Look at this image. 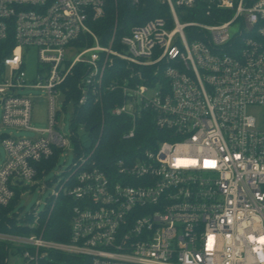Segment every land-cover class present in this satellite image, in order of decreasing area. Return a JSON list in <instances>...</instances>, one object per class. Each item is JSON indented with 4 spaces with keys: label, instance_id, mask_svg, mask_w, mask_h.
Returning <instances> with one entry per match:
<instances>
[{
    "label": "built area",
    "instance_id": "built-area-1",
    "mask_svg": "<svg viewBox=\"0 0 264 264\" xmlns=\"http://www.w3.org/2000/svg\"><path fill=\"white\" fill-rule=\"evenodd\" d=\"M159 1L166 15L121 33L116 23L105 39L94 29L105 0H0L2 123L30 128L28 88L44 90L49 113L43 136L0 134V207L40 181L51 188L45 206L60 195L71 201L67 241L0 230L26 263L58 262L54 252L87 264H264V0ZM189 11L218 20L187 19ZM105 101L127 118L123 138L144 121L159 137L104 167L97 142L40 180L39 164L71 149L77 111ZM69 103L71 137L57 122ZM30 214L35 227L40 214Z\"/></svg>",
    "mask_w": 264,
    "mask_h": 264
},
{
    "label": "trees",
    "instance_id": "trees-1",
    "mask_svg": "<svg viewBox=\"0 0 264 264\" xmlns=\"http://www.w3.org/2000/svg\"><path fill=\"white\" fill-rule=\"evenodd\" d=\"M145 5L135 6L131 0H105V16L94 24L95 31L105 39L111 34L114 25L117 23L118 32L128 31L129 28L137 23H142L149 18L155 16H164L168 12V7L159 0H144ZM225 13V12H224ZM223 19L231 16L228 11L223 14ZM217 16H206L203 12L197 13L189 11L185 17L187 19H196L200 21L218 20ZM213 21V22H214ZM76 79L71 78L68 84H75ZM111 105L105 101V106L101 108L97 104H89L79 111L72 125L76 132L77 127L83 126L84 133L73 137L75 153L80 154L82 151L91 150L95 144L98 145L95 149V158L101 167L111 163L116 158L123 156L126 151H131L137 148L149 146L152 138L159 137L160 131L153 125L151 121L142 122L138 129L137 135L134 138H123V133L129 129V123L124 116H115L110 113ZM60 150L47 160L42 161L38 168V178L42 177V170L49 171L54 163ZM19 192H16L15 197L6 207H0V230L9 233L31 234L42 233L47 239L67 241L69 238L70 229V198L60 195L56 198L54 204L46 206L45 211L40 213L37 226H19L17 225L16 215H9L15 202L17 201ZM33 215L28 214L26 220L32 222ZM15 248L16 252L21 253L22 246L14 247L9 242L0 240V264H7L6 257L9 254V248ZM51 258L58 262L51 261L50 263L42 264H87L86 260L80 256L67 255L65 253H52Z\"/></svg>",
    "mask_w": 264,
    "mask_h": 264
},
{
    "label": "rangeland",
    "instance_id": "rangeland-1",
    "mask_svg": "<svg viewBox=\"0 0 264 264\" xmlns=\"http://www.w3.org/2000/svg\"><path fill=\"white\" fill-rule=\"evenodd\" d=\"M212 20L211 22H213ZM209 22V21H207ZM210 23V22H209ZM34 52V51H33ZM37 62L35 58L31 60L27 67L29 77L33 76L35 72ZM156 88L150 90V93L154 92ZM23 94L30 95L32 97V114L30 120V128L18 129L12 126H6L2 123L1 108H0V134H9L14 137H29L37 138L43 136L41 132L49 127V113H48V101L45 96L44 90L40 88H28L25 89ZM64 96L60 95L57 99L56 107L62 109L64 107ZM248 112L262 121L263 108L251 107ZM73 119L72 105L69 103L65 112L60 113L58 116V123L61 126V131L71 137V121ZM76 133H84V127L81 125L77 127ZM71 149L64 150L63 154H58L51 169L46 173L44 183L50 182L55 179L56 172L62 173L66 171L75 160V147L73 139L70 141ZM6 158V150L3 143L0 141V165ZM42 180V177H40ZM42 181L36 183H26L27 187H18L16 190L19 192L17 201L15 202L9 215H16L17 225L29 226L30 221L26 220V216L32 212L40 214L45 211V201L48 199L51 192V188H43L41 186ZM33 221V219H32ZM39 221V220H38ZM15 247V246H14ZM12 251L8 254L7 264H30L26 263L21 255L16 252L15 248L10 249Z\"/></svg>",
    "mask_w": 264,
    "mask_h": 264
}]
</instances>
